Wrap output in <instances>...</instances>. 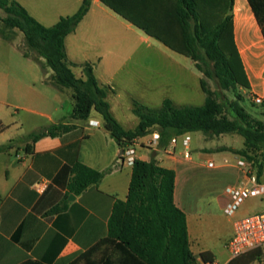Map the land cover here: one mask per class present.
I'll list each match as a JSON object with an SVG mask.
<instances>
[{
	"label": "trees",
	"instance_id": "16d2710c",
	"mask_svg": "<svg viewBox=\"0 0 264 264\" xmlns=\"http://www.w3.org/2000/svg\"><path fill=\"white\" fill-rule=\"evenodd\" d=\"M116 13L128 17L137 27L165 46L189 57L195 68L205 77L216 80L221 90H232L237 102L226 103L211 91L202 78L200 86L205 94L201 106H175L165 99L153 109L134 102V113L139 118L135 129L125 131L115 120L106 101V89L101 87L89 63L82 65L84 79L77 78L75 66L67 57L65 39L72 34L90 10L92 0H82L71 16L61 17L46 27L36 20L15 0H0V9L6 14L0 18L5 29L19 30L25 46L45 60L53 75L52 84L59 89H71L74 102L71 118L86 120L94 110L102 116L104 128L123 149L133 141L145 137L155 128L159 134V147L170 139L187 133L202 132L219 136L236 134L243 138V148L229 149L253 163L261 176L264 161V124L252 118L239 104L243 95L238 88H249L232 34L233 0H150L139 11L132 10L134 19L124 12V5L114 0H101ZM264 37V0H247ZM180 32L178 44L168 41L174 30ZM0 36L12 37L0 29ZM24 57H29L27 52ZM210 64L212 65L210 67ZM225 100V99H223ZM228 106V107H226ZM227 108L232 115L230 119ZM71 124H54L28 135L35 143L44 137H55L71 130ZM7 146L0 147V151ZM82 164L71 170L69 190L82 193L87 187L98 184L104 174ZM175 171L159 166L154 156L149 161L136 159L125 201H116L108 220V235L118 240L146 264H214L215 255L202 251L197 256L191 251L185 213L174 203ZM262 256L261 249L251 250L232 258L227 264H254Z\"/></svg>",
	"mask_w": 264,
	"mask_h": 264
},
{
	"label": "crops",
	"instance_id": "0c3cea01",
	"mask_svg": "<svg viewBox=\"0 0 264 264\" xmlns=\"http://www.w3.org/2000/svg\"><path fill=\"white\" fill-rule=\"evenodd\" d=\"M15 1L19 4L23 2L21 5L41 23L43 15L37 11L32 1ZM243 1V9L242 6H238L237 0H233L230 10L234 45L249 83L248 89L241 87V90L249 93L253 99L261 98L264 103V37L247 0ZM76 2L81 5L82 0ZM92 5L105 3L101 0H92L91 7ZM132 10L124 5L123 11H127L129 17L134 19ZM114 13L124 17L115 11ZM61 17H58L57 21ZM43 20H46L45 17ZM129 23L136 26L132 21ZM0 40L8 45L12 43L1 36ZM154 40L171 52L189 58ZM168 41L178 44L175 48L180 49L178 29L169 36ZM67 57L74 67L77 65L82 67L83 64L89 63L72 61L68 53ZM24 58L40 65L44 73L40 82L49 87L48 79L53 72L48 67L42 68L41 64H45V60ZM101 62L102 58H98L97 64L100 65ZM93 72L98 84L106 89V101L112 116L125 131L135 129L139 118L134 113V102L138 101L133 100L129 109L125 111L120 100L121 94L116 95L108 80L101 81L97 78L94 67ZM155 75L156 83L149 88L155 84L157 87H154H161L162 92L152 90L149 95L143 97L144 104L138 103L153 109L159 108L165 99L171 100L175 106L203 105L205 98L201 105H194L186 95L177 93L178 86L185 87L187 84V78H183L184 73L180 69L169 72L161 70L155 72ZM196 77L201 89L202 74ZM77 78L84 79L83 72L82 76ZM7 107L9 106L0 100V115L5 113L4 108ZM30 112L48 118L44 112L36 110ZM260 118L262 120L259 121L263 123L264 116ZM64 123L73 125L71 130L55 137L41 138L35 143H30L31 146L27 149L26 144L17 142L26 141L28 135L38 131L40 127L25 133L21 131L22 125H18L17 121H5L0 116V147L7 146L0 151V264H146L121 242L108 235V220L114 203L125 201L127 198L133 164L122 160L119 154L121 148L105 130L102 116L96 111L93 110L84 121ZM54 124L60 123H52ZM187 134L190 136L193 133ZM152 138L153 135L149 134L135 139L132 144L136 151L135 159L149 161L154 156L159 166L175 171L174 203L186 215L190 249L198 258L200 252L211 250L198 242L195 220L193 217L190 218L182 199L178 174L183 173L182 170L187 167H184L186 163L188 165L198 163L211 170H226L225 175L232 184L227 185L225 189L228 186L244 185L245 170L238 164L243 157L230 152V146L223 142L224 138L205 140L212 141V144L200 149L204 153L198 151L195 160L190 153V159L184 158L186 151L184 153L178 151L179 144L172 148L170 141L163 148L159 147V141L153 142L150 147L142 145L144 141ZM215 141L220 142L224 148L216 150ZM144 152L149 155H145ZM214 155H221L222 160L216 162L213 159ZM77 163L98 172L108 168H111V171L104 174L98 184L75 194L69 190V183L72 178L71 170ZM259 181L263 183L260 176ZM225 189L226 205L228 197ZM71 195L74 198L70 199ZM230 260L231 257L219 263L215 259L214 264H227ZM198 261L200 262L199 258Z\"/></svg>",
	"mask_w": 264,
	"mask_h": 264
},
{
	"label": "rangeland",
	"instance_id": "374dc122",
	"mask_svg": "<svg viewBox=\"0 0 264 264\" xmlns=\"http://www.w3.org/2000/svg\"><path fill=\"white\" fill-rule=\"evenodd\" d=\"M26 1H32L37 11L43 15V18L45 17L46 20L42 18L41 23L46 27L52 26L60 16L73 15L80 6L77 0ZM114 1L127 5L135 11L151 3L150 0ZM243 2V0H237L238 6H242L241 9H243ZM20 3L23 4V2ZM5 16L6 14L0 9V18ZM129 21V18H122L115 14L109 5H92L91 10L74 33L66 39V50L70 59L80 63H91L97 78L101 81L108 80L116 95L121 94L120 100L125 111L129 109L133 100L144 104L143 97L149 95L152 90L162 92V88H155L157 87L155 84V87L149 88L156 83L155 72L161 70L169 72L173 69H180L184 73L183 78H187L186 86H178L177 93L186 95L194 105H201L205 95L199 87V80L196 76L200 73L195 69L193 61L171 52L149 37L145 30L131 26ZM0 29H4L5 33L12 37L10 45L0 40V100L9 106L4 108L5 113L0 115L2 119L17 121L18 125H22L21 131L25 133L36 127H40L38 131L45 129L54 122L75 123L77 120L70 116L74 105L73 91L55 87L51 77L48 79L49 87L40 82L44 77L40 65L23 57V53L27 52L29 57L39 61L37 54L25 46L22 33L17 29H5L2 24H0ZM98 58H102L100 65L97 64ZM41 66L46 68L44 63ZM82 69L81 65L74 67L73 71L77 77L82 76ZM202 78L206 86L218 94L219 100L226 101V103L237 102L232 90H221L216 80L204 75ZM143 81H145L144 84ZM238 92L244 98V101L239 104L252 118L261 119L260 117L264 116V103L256 104L249 93L241 88H238ZM30 110L44 112L48 118L35 115ZM226 114L232 119L228 108ZM153 132H158V130L154 128L150 134ZM190 137L191 145L187 150L181 143L177 149L181 153L188 151L194 160L198 151L204 153L200 149L212 144V141L205 140L224 138L223 142L234 150L243 148L244 141L236 134H223L219 137L197 132L191 134ZM151 140L147 139L142 145L150 147L153 143ZM29 142L26 139L24 142L18 141L17 143L27 144ZM221 148L224 146L215 141V149L220 150ZM144 154L149 155L147 152ZM226 156L230 157L228 154ZM221 157V155H214L213 159L220 162ZM184 167L183 173L178 174L181 196L190 218L193 217L195 220L198 242L210 249L219 263H223L230 257L227 244L234 234V221L263 212L264 198L249 197L233 215H227L224 213L226 203L224 189L232 183L225 175L226 170H211L198 163H190V165L186 163ZM260 177L264 183V161ZM193 249L196 251L195 247ZM260 249L262 256L254 264H264V248Z\"/></svg>",
	"mask_w": 264,
	"mask_h": 264
},
{
	"label": "built area",
	"instance_id": "2783aa9c",
	"mask_svg": "<svg viewBox=\"0 0 264 264\" xmlns=\"http://www.w3.org/2000/svg\"><path fill=\"white\" fill-rule=\"evenodd\" d=\"M253 101L256 104H262L263 100L255 97ZM152 142L159 141L158 132H153ZM135 140L133 141V143ZM171 147H176L179 143L187 150L190 147L191 138L188 134L175 136L170 139ZM120 157L128 164H133L135 159V148L133 145L124 147ZM184 158L190 159L188 151L184 153ZM239 166L245 170L246 183L238 186H228L225 193L228 197V202L224 207V213L233 215L249 197L264 198V184L259 181L257 169L253 163L242 158L238 162ZM234 234L227 244V248L231 259L238 257L251 250L264 248V211L254 215H248L234 221ZM204 264V263H203Z\"/></svg>",
	"mask_w": 264,
	"mask_h": 264
},
{
	"label": "water",
	"instance_id": "95a60500",
	"mask_svg": "<svg viewBox=\"0 0 264 264\" xmlns=\"http://www.w3.org/2000/svg\"><path fill=\"white\" fill-rule=\"evenodd\" d=\"M122 152H123V150L121 149V150H120V152H119V154L121 155V154H122ZM72 198H74V196H73V195H71V196H70V199H72Z\"/></svg>",
	"mask_w": 264,
	"mask_h": 264
}]
</instances>
